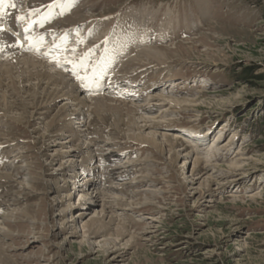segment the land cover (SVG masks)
I'll return each instance as SVG.
<instances>
[{
    "label": "rangeland",
    "instance_id": "rangeland-1",
    "mask_svg": "<svg viewBox=\"0 0 264 264\" xmlns=\"http://www.w3.org/2000/svg\"><path fill=\"white\" fill-rule=\"evenodd\" d=\"M15 1L25 15L53 2ZM51 18L47 38L73 31L84 41L77 56L93 49V63L103 61L112 80L114 59L129 84L119 102L98 99L96 112L92 101H52L62 85L35 72L63 74L51 69L55 63L30 56L28 68L27 55L2 62L9 72L1 66L0 264H264V0H75ZM146 30L141 51L128 47ZM60 108L63 120L51 125ZM74 112L76 119L92 114L99 144L88 148L92 127L70 125ZM178 128L185 139L174 137ZM72 132L70 153L61 152L57 142ZM148 136L159 146L142 140ZM193 148L203 152L201 167ZM99 157L109 175L94 163ZM81 168L93 170L97 189L82 195L103 192L113 201L107 219L128 231L115 253L88 244L81 230L103 202L81 207Z\"/></svg>",
    "mask_w": 264,
    "mask_h": 264
},
{
    "label": "bare ground",
    "instance_id": "bare-ground-1",
    "mask_svg": "<svg viewBox=\"0 0 264 264\" xmlns=\"http://www.w3.org/2000/svg\"><path fill=\"white\" fill-rule=\"evenodd\" d=\"M42 6V5H41ZM79 14H81V13H79ZM72 18V17H71ZM85 20V19H84ZM89 22V21H88ZM169 24H171L170 22H168V25ZM148 28V27H147ZM147 31V30H146ZM146 31H144V33L146 32ZM15 33L16 34H18V31H15ZM140 33V32H139ZM147 33H149V32H147ZM91 34V33H90ZM5 35H7V34H5ZM4 35V36H5ZM137 35V34H136ZM9 36V38H10V35H8ZM93 36V35H92ZM144 36V37H143ZM6 37V36H5ZM142 37L143 38H137V37H132V38H130V39H128L127 41H128V43H126L127 45H128V47H130V48H132V47H142V46H144L148 41H146L147 40V34H144V35H142ZM129 38V37H128ZM146 38V39H145ZM61 40V39H60ZM59 40V41H60ZM115 35H113V38H112V42L111 43H114L115 42ZM69 42H71V38L70 37H68V43ZM118 44V43H117ZM145 47V46H144ZM143 47V48H144ZM116 48H118V46H116ZM116 48H115V51H116ZM140 49V48H139ZM146 49V48H145ZM133 50H135V49H133ZM140 51H141V49H140ZM147 52V51H146ZM142 53V52H141ZM146 56H147V54H146ZM153 57L155 56V55H152ZM135 57V56H134ZM144 57V56H143ZM25 58V57H24ZM28 58V59H27ZM27 58H26V62L25 63H28L29 62V60L30 59H32L33 60V58H31L30 56H27ZM131 58V57H130ZM155 58V57H154ZM23 59V58H22ZM137 59V58H136ZM18 60V59H17ZM149 60V59H148ZM12 61V60H11ZM132 61V60H131ZM144 61V60H143ZM23 62V61H22ZM35 62V61H34ZM134 62V61H133ZM139 62H140V60H139ZM160 62V61H159ZM11 63V62H10ZM20 63V62H19ZM32 63V61L31 62H29V66H27L28 68L29 67H31L30 66V64ZM135 63V62H134ZM35 64V63H34ZM33 64V65H34ZM42 64V63H41ZM125 64V63H124ZM130 64H132V62H130L129 63V65ZM12 65H14V64H12ZM32 65V64H31ZM35 65H37V66H41V65H38V62L35 64ZM34 65V66H35ZM126 65V64H125ZM132 66V65H131ZM146 66V65H145ZM3 67H5V69H6V66H2V68ZM26 67V66H25ZM27 67H26V69H27ZM158 67V66H157ZM0 68H1V66H0ZM8 68V67H7ZM13 68V67H12ZM4 69V70H5ZM14 69V68H13ZM26 69H24L23 71H26ZM38 70L35 72V76H37L38 77V79L40 78V80L42 79V80H44L45 78H48V79H52V80H54L55 81V84H58V85H62V88L61 89H58V88H56L55 90L56 91H59V93L60 94H58V95H56V94H54V96H53V98H52V101L54 102L56 99H59V98H65V99H71V100H77L78 102H79V104L80 103H84V101H82L83 99H87L86 97L85 98H79V93H84V94H89V93H93L94 92V90H95V86H92V88H93V91H88V90H85V87H83L82 89H81V91L80 92H78V90L76 89L77 88V86H76V84L75 83H72V82H70V81H68V79L65 77V75H63L62 73H58V74H54V73H52V72H50V71H48V70H46V68H43L44 70H42V69H40V68H37ZM40 69V70H39ZM123 69V68H122ZM130 69V68H129ZM139 69H141V68H139ZM147 69V68H146ZM153 69H155V68H153ZM10 70V69H9ZM12 70V69H11ZM32 70V69H31ZM30 70V71H31ZM34 70H35V68H34ZM138 70V69H137ZM5 71H8L7 69L5 70ZM14 71V70H13ZM16 71V70H15ZM21 71H22V68H21ZM28 71V70H27ZM33 71V70H32ZM9 72V71H8ZM12 72V71H11ZM17 72H18V68H17ZM153 72V71H152ZM19 73V72H18ZM23 73V72H22ZM29 73V72H28ZM28 73H27V77L28 76H31V75H28ZM34 73V72H33ZM128 73V72H127ZM133 73H134V71H133ZM162 73V72H161ZM9 74V73H8ZM17 74V73H16ZM20 74V73H19ZM19 74H18V76L17 77H19ZM24 74V73H23ZM10 75V74H9ZM11 75H13V73L11 74ZM34 75V74H33ZM32 75V76H33ZM14 76V75H13ZM22 76H25V75H22ZM7 77H8V75H7ZM11 77V76H10ZM128 77V76H127ZM131 77V76H130ZM130 77H128V78H130ZM14 78V77H13ZM22 78H24V77H22ZM26 78V77H25ZM16 79V78H15ZM14 79V80H15ZM47 79V80H48ZM131 79V78H130ZM138 79V78H137ZM146 79V78H145ZM157 79V78H156ZM155 79V80H156ZM46 80V79H45ZM13 81V80H12ZM48 81H50V80H48ZM153 81H154V79H153ZM52 84H53V82H52ZM150 87H148V89H149ZM129 89V88H128ZM147 90V89H146ZM146 90H144V91H146ZM131 91V90H130ZM95 92H97V91H95ZM54 93V92H53ZM49 94H51V92L49 93ZM118 93H115L114 92V95H117ZM51 96V95H50ZM36 97V96H35ZM72 97V98H71ZM153 97V96H152ZM42 98V97H41ZM43 99V98H42ZM93 99L95 100V102L98 100V98L97 97H93ZM154 99V98H153ZM49 100V99H48ZM150 100V99H149ZM51 101V100H50ZM146 101V100H145ZM148 101V100H147ZM103 102H105V103H107L106 101H103ZM150 102V101H149ZM149 102H147V103H149ZM49 104H50V102H49ZM85 104V103H84ZM96 104V103H95ZM142 104V108L146 105V102H145V104H143V103H141ZM86 105V104H85ZM107 105H109V104H107ZM138 105V104H137ZM136 105V106H137ZM69 106V105H68ZM84 106V105H83ZM97 106V107H96ZM150 106V105H149ZM67 107V106H66ZM145 107H147V106H145ZM114 108H116L115 106H113V109ZM61 109V108H60ZM66 109V108H65ZM95 110H96V112H98L99 111V109H100V105H95V108H94ZM132 109L133 108H131L130 110L132 111ZM135 109H136V107H135ZM98 110V111H97ZM129 110V111H130ZM63 111H65L64 110V108L63 109H61L60 111H58V114L54 117V120L52 121V123H51V125H55V124H57L58 122H60L61 123V120H63L62 119V115H63ZM147 112V111H146ZM75 113V112H74ZM91 113V112H90ZM152 113V112H151ZM92 115V114H91ZM90 115V116H91ZM162 115V114H161ZM68 116V115H67ZM88 116V115H87ZM167 116V115H166ZM64 117H66V116H64ZM72 120H73V122H70V125H72V124H77V123H79V122H76V117H73L72 118ZM84 121V123H86V122H90V120L88 121V120H83ZM83 121H82V123H83ZM65 123V122H64ZM70 125H69V127H70ZM95 125V124H94ZM74 126V125H73ZM96 126V125H95ZM147 126V125H146ZM56 127V126H55ZM151 127V126H150ZM116 128V127H115ZM54 129V128H53ZM185 132H188V131H186V130H184ZM74 132H75V128H74ZM77 132H79V131H77ZM94 133V132H93ZM77 134H79V133H77ZM85 134V133H84ZM89 134V133H88ZM92 134V133H91ZM98 134V133H97ZM194 138H196V137H201V136H199L197 133H196V135L194 134V133H190ZM99 136H101L100 134H98ZM181 135L182 137H183V139H185L186 138V136H185V133L183 132V133H180V134H177V135H175L174 137L175 138H180L179 136ZM76 137V136H75ZM75 137H74V133L72 132L71 134L70 133H68V134H66V136L65 137H63V138H61L62 140L60 141V142H57V144L58 145H63L61 148L63 149V151H61V152H68V153H70V150H67V146H65L67 143H72V142H74V141H76L75 140ZM92 139V138H91ZM142 140L144 141V142H148V143H150V144H153V145H156V146H159V142H158V139H156L155 137H144V138H142ZM186 141H188L187 139H186ZM99 142V141H98ZM99 144V143H98ZM72 146V145H71ZM91 146V145H90ZM88 148H89V145H88ZM183 148V150H184V152H186L187 151V149H188V147H182ZM171 149V148H170ZM72 151V150H71ZM192 151H194V153L192 152ZM60 152V153H61ZM192 152V157H194L195 158V165H197L198 167H201L202 166V163H203V160H202V158H200L199 156H201V154L203 153V152H200V151H195V149L193 148V149H191V151H190V153ZM190 153H188V154H186V158L188 159V157H190L189 155H191ZM67 159V158H66ZM77 162V161H76ZM100 162H101V157H100ZM64 163V162H63ZM63 163H61L62 165V167H61V170H66V166H68V168L70 167V165L71 164H74L75 162H74V160H72V161H68L67 162V164H70V165H67V164H64L63 165ZM103 165H105V163L103 162L102 163ZM111 166V165H110ZM73 167V166H72ZM96 167V166H95ZM94 168V167H93ZM109 168V167H108ZM202 168H204V167H202ZM243 167H241V166H239V167H237L236 169H242ZM88 169H91L90 167L88 168ZM98 168L96 167L95 168V172H96V170H97ZM68 170V169H67ZM99 171V170H98ZM110 172H111V170H110ZM117 172V171H116ZM129 172V171H128ZM65 173V172H64ZM192 173H193V170H192ZM82 174H86V170H82ZM103 174V173H102ZM111 174V173H110ZM71 175V174H70ZM109 175V174H108ZM113 177V176H112ZM123 177H124V175H123ZM126 178V177H125ZM83 179H85V182H83L82 184H83V186H80V189L81 188H84V187H87L88 186V188H86V189H84V190H80L79 188H77V189H79V191H80V196H82V201H81V203H80V205H81V207L83 208V206H85L83 209H85V210H90V209H92V205L94 206L97 202H99V199L98 198H100V200L102 199L103 200V202H102V209L100 210V211H95L94 212V215L91 217V219L90 220H88V221H86V222H84V223H82L81 225H80V227H81V230H82V232L84 233V234H87L86 236L88 237V244H90V243H92V244H94V245H96L95 243L96 242H98V243H104V247L106 246V251H109V248L111 249V248H113V253H115V251H117V250H115V249H117L116 247L119 245V244H121L120 242L121 241H124V239H125V237H126V235H127V233H128V231H127V229H126V227L123 225V224H120V228H117V229H115L114 228V226L116 225V223L117 222H115L116 221V218H115V216H110V218L109 219H107L108 217H109V215L107 214V208L109 207V208H111L112 207V203H113V201H112V203L110 202V201H108L107 199V196H105L104 194H103V192H102V195H100V191H98V193H97V195L95 196V197H90V198H87L86 196L87 195H82L83 194V192H87L88 191V189H89V186H92V187H94L95 186V184H96V181H91V178H89V174L88 175H85L84 176V178ZM115 180V179H114ZM125 183V182H124ZM127 183V182H126ZM122 184V183H121ZM120 186V185H119ZM127 186V185H126ZM95 188V187H94ZM119 188V187H118ZM124 188V187H123ZM95 190H97L96 188H95ZM108 194V193H107ZM106 197V198H105ZM104 198V199H103ZM111 198V197H110ZM106 199V200H105ZM118 201V200H117ZM123 201V200H122ZM122 201H120V203L122 202ZM124 202V201H123ZM108 203H111V204H108ZM125 203V202H124ZM123 204V203H122ZM127 205V204H126ZM71 206V205H70ZM70 206H68V208H66L64 211L65 212H68L69 210H71V208H70ZM121 206V205H120ZM79 208V207H78ZM114 210V209H113ZM125 210H126V208H125ZM91 213V212H90ZM109 213V212H108ZM82 214H84V213H80L79 215V217L80 218H82L83 217V215ZM117 226H119L118 225V223H117ZM101 236H106V237H108L109 236V238H107V239H104V240H100V241H97V238L98 237H101ZM126 244H129V243H126ZM98 245V244H97ZM91 246V245H90ZM115 250V251H114ZM123 255V254H122ZM122 255H113V259H117L118 257L120 258V257H122ZM114 261V260H113Z\"/></svg>",
    "mask_w": 264,
    "mask_h": 264
},
{
    "label": "snow or ice",
    "instance_id": "snow-or-ice-1",
    "mask_svg": "<svg viewBox=\"0 0 264 264\" xmlns=\"http://www.w3.org/2000/svg\"><path fill=\"white\" fill-rule=\"evenodd\" d=\"M75 0H53V2L46 6V11H41L40 8L30 7L26 15H20L18 19L21 22H25L31 18L30 22L24 28V32L27 35V40L29 41V49L39 50L45 43V38L43 35L33 36L31 35L34 26L39 24H45L57 10H61V14L64 10H69ZM9 4L12 7H16L11 0H0V16L3 15L4 5ZM3 27H0V31H4ZM83 39L77 41V44L83 43ZM54 47L62 52V55L58 57L55 62L63 67L65 64L71 65L72 75L76 80L79 81L80 86L90 87L95 83L104 72L103 61H97L93 63L92 54L93 49H89L87 52L80 55H76V47H68V34L65 33L60 40L59 44H55Z\"/></svg>",
    "mask_w": 264,
    "mask_h": 264
}]
</instances>
